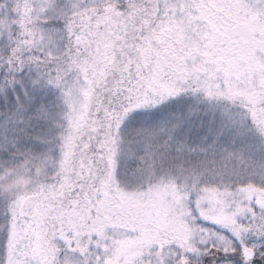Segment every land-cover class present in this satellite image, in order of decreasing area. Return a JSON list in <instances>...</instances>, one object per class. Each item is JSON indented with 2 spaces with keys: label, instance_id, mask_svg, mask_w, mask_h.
<instances>
[{
  "label": "snow or ice",
  "instance_id": "snow-or-ice-1",
  "mask_svg": "<svg viewBox=\"0 0 264 264\" xmlns=\"http://www.w3.org/2000/svg\"><path fill=\"white\" fill-rule=\"evenodd\" d=\"M0 264H264V0H0Z\"/></svg>",
  "mask_w": 264,
  "mask_h": 264
}]
</instances>
